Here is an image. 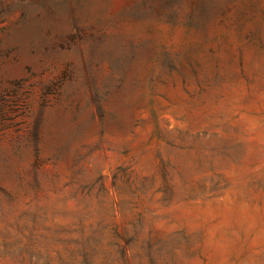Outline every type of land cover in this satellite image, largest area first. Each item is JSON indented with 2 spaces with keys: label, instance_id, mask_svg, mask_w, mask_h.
Returning a JSON list of instances; mask_svg holds the SVG:
<instances>
[{
  "label": "rangeland",
  "instance_id": "obj_1",
  "mask_svg": "<svg viewBox=\"0 0 264 264\" xmlns=\"http://www.w3.org/2000/svg\"><path fill=\"white\" fill-rule=\"evenodd\" d=\"M0 264H264V0H0Z\"/></svg>",
  "mask_w": 264,
  "mask_h": 264
}]
</instances>
